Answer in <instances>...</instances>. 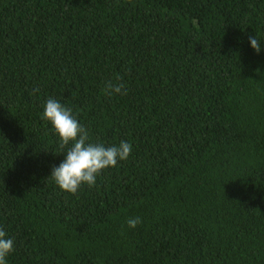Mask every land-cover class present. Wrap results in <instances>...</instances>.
Listing matches in <instances>:
<instances>
[{"label": "trees", "instance_id": "trees-1", "mask_svg": "<svg viewBox=\"0 0 264 264\" xmlns=\"http://www.w3.org/2000/svg\"><path fill=\"white\" fill-rule=\"evenodd\" d=\"M249 36L264 43V0H0L8 264H264V48ZM49 97L92 142L132 145L76 195L49 177L66 151Z\"/></svg>", "mask_w": 264, "mask_h": 264}, {"label": "clouds", "instance_id": "clouds-1", "mask_svg": "<svg viewBox=\"0 0 264 264\" xmlns=\"http://www.w3.org/2000/svg\"><path fill=\"white\" fill-rule=\"evenodd\" d=\"M250 47L257 53L264 48L256 36H249ZM110 94L127 95L120 82L109 85ZM42 118L49 122L59 138L63 160L51 168L49 177L61 191L76 195L83 186L93 187L98 177L107 169L127 161L132 152L131 143L120 140L118 144L105 145L92 142L86 128L77 120L72 110L58 99L49 97L43 106ZM127 227L135 229L142 220L139 216L127 219ZM15 238L0 228V264H8L15 251Z\"/></svg>", "mask_w": 264, "mask_h": 264}]
</instances>
